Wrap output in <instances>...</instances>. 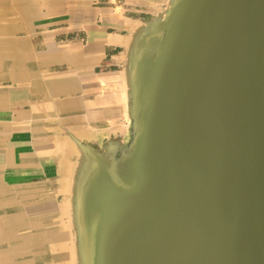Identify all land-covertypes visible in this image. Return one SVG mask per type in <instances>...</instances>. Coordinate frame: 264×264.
<instances>
[{
    "label": "water",
    "instance_id": "obj_1",
    "mask_svg": "<svg viewBox=\"0 0 264 264\" xmlns=\"http://www.w3.org/2000/svg\"><path fill=\"white\" fill-rule=\"evenodd\" d=\"M137 2L127 122L70 135L72 248L50 264H264V0Z\"/></svg>",
    "mask_w": 264,
    "mask_h": 264
},
{
    "label": "crops",
    "instance_id": "obj_2",
    "mask_svg": "<svg viewBox=\"0 0 264 264\" xmlns=\"http://www.w3.org/2000/svg\"><path fill=\"white\" fill-rule=\"evenodd\" d=\"M108 1L19 0L26 14L2 32L12 57L0 65V200L21 201L29 222L67 196L70 135L97 143L126 125L120 68L132 8L123 5L137 0ZM3 257L29 264L13 251Z\"/></svg>",
    "mask_w": 264,
    "mask_h": 264
},
{
    "label": "rangeland",
    "instance_id": "obj_3",
    "mask_svg": "<svg viewBox=\"0 0 264 264\" xmlns=\"http://www.w3.org/2000/svg\"><path fill=\"white\" fill-rule=\"evenodd\" d=\"M18 1L19 0H0V26H1L0 27V65H1V62H4V61L6 62V60H9L8 58L12 57V55L10 54V51L8 50V47H10L11 44L9 45V42L7 39H3V37H2L3 33L2 32L5 31V34H9L8 32L11 31V21H12L14 14L17 13L22 17L23 14H26V10L28 9L27 7H22V9H20V7L16 6ZM20 1L22 4V2L24 0H20ZM121 1L122 0H109L106 4L107 5L108 4L118 5L119 3H121ZM137 3H138L137 1H135L133 3L127 2L126 6H128V7H126L125 5H123V7L124 8L139 7ZM128 14L131 16L140 15L142 17H147V15L145 13L138 14V13H135L134 11H130V12H128ZM3 22L5 23V26H3ZM56 201L61 202V199L60 198L56 199ZM19 204H20V202L18 201V203H16V205H19ZM20 206H22V203L20 204ZM46 207H44L46 210L50 209L49 205ZM52 207H54L53 204H52ZM22 209H23V207H19L16 209L13 208V211H12V209L7 210V212L12 211V212L18 213L17 218L19 215H21V217L23 215L24 216L22 217L23 220L21 219L23 221V223L21 225L19 223H16L15 225H9L6 223L9 227V231L8 232L0 231V242L1 243L4 242L7 244L4 246H0L1 256H4L3 258H5V256H10V252L12 253V251H13V254L19 253V255H20V253H22L23 257H27L26 255H29L28 252L30 251V249H32L33 250L32 254H33V252H35L34 257L37 259H40V262H42V260H46V261H48V264H50L51 258H55L56 260L57 259L61 260V259H64L66 257V259H67L68 249L66 246L70 245V242H69L70 238L68 236L67 225L60 223L59 221L54 219L55 216H53V220H54L53 223L49 222L48 220H46L47 222H44L43 217H41V215H39V214L37 216V219L40 221H39V223H37V226L30 224L31 222H28L29 220H27V218H26L27 215L22 213L23 212ZM54 212H56V210H54L53 213ZM58 215H60V213H58ZM1 217L2 216H0V222H1V224H3L4 222L1 221L2 220ZM44 223L46 225H43ZM56 223L59 225V227ZM32 226H33V229H32ZM34 226H36L37 228H35ZM46 226H48V227H46ZM53 226H54V228H53ZM50 227H52V231L49 230ZM29 229H31V230H29ZM38 229H39V231H38ZM31 233H32V235H31ZM51 236H52V238H51ZM33 237H35V238H33ZM50 238H51V240H50ZM57 238H58V240H56ZM27 239L29 241H27ZM30 239H31V241H30ZM32 240H34V242ZM52 240H54L53 243H52ZM35 242H37V243H35ZM18 248H20V249H18ZM54 248H56L57 250H54ZM53 251L54 252L57 251V252L54 254Z\"/></svg>",
    "mask_w": 264,
    "mask_h": 264
},
{
    "label": "bare ground",
    "instance_id": "obj_4",
    "mask_svg": "<svg viewBox=\"0 0 264 264\" xmlns=\"http://www.w3.org/2000/svg\"><path fill=\"white\" fill-rule=\"evenodd\" d=\"M1 27V26H0ZM4 46V45H3ZM6 46V45H5ZM5 48V47H4ZM7 49V48H6ZM39 184V183H38ZM44 188V187H43ZM57 188V187H56ZM18 191V190H17ZM15 194V193H14ZM3 195V194H2ZM2 197V196H1ZM23 201V200H22ZM32 201V200H31ZM21 202V201H20ZM18 203V202H17ZM18 206V207H17ZM53 208L51 209V211H47V212H43V213H41V214H39V215H41V217H43V219H44V222H47L46 220H48L49 222H51V223H53V216H55V218L54 219H56L57 221H59L60 223H63V224H65V225H67L66 223H68V220H65V219H62L61 218V216H63L64 215V213H65V211H66V209L69 207V201L68 200H66V199H63L60 203L58 202V201H55V200H53ZM19 207H21L20 206V204L19 205H16V203L15 204H13L9 199H3L2 201L0 200V208H1V210L3 211V213H5L4 215H5V217H6V221H3V220H1V221H3V222H5V223H7V224H9V225H15L16 223H19L20 225L23 223V219H22V217L24 216H22L21 217V215H19L18 216V218H17V214L18 213H11V214H7V213H10V212H7V210H9V209H12V211H13V208H19ZM69 209V208H68ZM54 210H56V212H54L53 213V211ZM27 211V210H26ZM7 212V213H6ZM58 213H60V215H58ZM3 215V216H4ZM32 217V216H31ZM36 217V216H35ZM26 218H27V216H26ZM22 219V220H21ZM30 220H33V219H30ZM39 221L40 220H38L37 218H36V220L34 221V222H32L31 221V223L30 224H33V225H36L37 226V223H39ZM29 222V221H28ZM48 222V223H49ZM55 224V223H54ZM53 224V225H54ZM57 224V223H56ZM43 225H46L45 223L43 224ZM58 225V224H57ZM17 226V225H16ZM19 226V225H18ZM36 226H34L35 228H37ZM31 227V226H30ZM46 227H48V226H46ZM58 227H59V225H58ZM39 228V227H38ZM53 228H54V226H53ZM32 229H33V226H32ZM49 230H51L52 231V227H50V229ZM38 231H39V229H38ZM34 232V231H33ZM22 233V232H21ZM29 233V232H28ZM31 235H32V233H31ZM30 235V236H31ZM34 235V234H33ZM21 236V235H20ZM27 236V235H26ZM48 236V235H47ZM59 236V235H58ZM68 236H69V234H68ZM25 238V237H24ZM27 238V237H26ZM30 238V237H29ZM33 238H35V237H33ZM37 238V237H36ZM51 238H52V236H51ZM51 238H50V240H51ZM49 240V241H50ZM56 240H58V238L56 239ZM27 241H29L28 239H27ZM30 241H31V239H30ZM33 242H34V240H32ZM38 241V240H37ZM53 241L54 240H52V243H53ZM69 242H70V239H69ZM35 243H37V242H35ZM34 243V244H35ZM22 244V243H21ZM60 244V243H59ZM57 245V244H56ZM67 247V249H68V255H69V250L72 248V245H68V246H66ZM21 248V247H20ZM20 248H18V249H20ZM26 248V247H25ZM64 249V248H63ZM20 251V250H19ZM29 253V252H28ZM7 255V254H6Z\"/></svg>",
    "mask_w": 264,
    "mask_h": 264
},
{
    "label": "flooded vegetation",
    "instance_id": "obj_5",
    "mask_svg": "<svg viewBox=\"0 0 264 264\" xmlns=\"http://www.w3.org/2000/svg\"><path fill=\"white\" fill-rule=\"evenodd\" d=\"M66 195V194H65ZM67 198V200H68V195L66 196V197H63V199H66ZM56 199H59V198H56ZM62 199V200H63ZM69 201V200H68ZM69 208V209H68ZM67 209H66V211H65V213H64V216L66 217L67 215H68V213L71 211V207H68ZM64 217V218H65ZM67 220V219H66Z\"/></svg>",
    "mask_w": 264,
    "mask_h": 264
}]
</instances>
